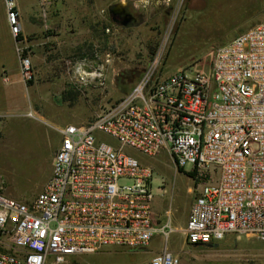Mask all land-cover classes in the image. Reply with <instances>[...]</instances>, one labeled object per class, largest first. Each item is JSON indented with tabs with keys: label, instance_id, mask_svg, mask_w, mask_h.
Returning <instances> with one entry per match:
<instances>
[{
	"label": "built area",
	"instance_id": "1",
	"mask_svg": "<svg viewBox=\"0 0 264 264\" xmlns=\"http://www.w3.org/2000/svg\"><path fill=\"white\" fill-rule=\"evenodd\" d=\"M4 1L15 38L18 14L13 0ZM49 2L41 0L42 12ZM16 51L29 79V60ZM157 66L87 123L58 130L51 175L34 199L5 197L0 181V264H73L167 238L169 221L152 224L153 170L125 148L147 157L165 152L175 171L192 167L197 192L178 231L188 245L230 235L264 241V20L217 47L208 72L162 77ZM94 132L119 148L97 142ZM145 264L182 263L164 248Z\"/></svg>",
	"mask_w": 264,
	"mask_h": 264
},
{
	"label": "rangeland",
	"instance_id": "2",
	"mask_svg": "<svg viewBox=\"0 0 264 264\" xmlns=\"http://www.w3.org/2000/svg\"><path fill=\"white\" fill-rule=\"evenodd\" d=\"M116 4L127 7L137 22L113 23L108 8ZM40 18L15 22L17 48L29 60V79L19 65L23 98L19 93L14 104L0 88V181L5 197L21 202L34 199L49 179L60 128L83 125L100 108L121 100L153 63L162 77L208 72L217 47L264 20V0H50ZM33 23L40 24L41 33L29 31ZM94 71L102 77L85 76ZM94 136L119 148L101 132ZM123 153L153 170V211L162 225L170 222L172 232L155 237L146 250L108 249L72 262L145 264L165 248L182 264H264V241L250 236L188 245L178 231L185 228L197 192L192 167L175 171L162 151L153 157L130 148Z\"/></svg>",
	"mask_w": 264,
	"mask_h": 264
},
{
	"label": "crops",
	"instance_id": "3",
	"mask_svg": "<svg viewBox=\"0 0 264 264\" xmlns=\"http://www.w3.org/2000/svg\"><path fill=\"white\" fill-rule=\"evenodd\" d=\"M16 4L18 11V22H41V9L36 0H16ZM48 22L53 21L49 20ZM31 28L32 29L29 30L30 32L36 34L39 31V33H41L40 24L33 23L31 25ZM36 28L38 31H36ZM22 38L25 40L24 36ZM17 44L18 42L10 31L4 2L3 0H0V88L4 87V89L8 92V97L12 100L14 104L15 101H18L19 93L21 95V98H23V92L25 88L24 82L21 81L19 73V60L16 51ZM101 84H103V81L100 83V85ZM154 204L155 201L153 200L152 224L154 227L159 228L160 226H162V221L158 213H155L153 211ZM157 236L158 235L154 236L151 239L148 247L151 245L152 240ZM157 254L158 252H156V255ZM154 256H152L150 259H152Z\"/></svg>",
	"mask_w": 264,
	"mask_h": 264
},
{
	"label": "flooded vegetation",
	"instance_id": "4",
	"mask_svg": "<svg viewBox=\"0 0 264 264\" xmlns=\"http://www.w3.org/2000/svg\"><path fill=\"white\" fill-rule=\"evenodd\" d=\"M111 19L119 25L126 24V26L137 22L136 16L125 6H122V8L115 11V13L111 16Z\"/></svg>",
	"mask_w": 264,
	"mask_h": 264
},
{
	"label": "water",
	"instance_id": "5",
	"mask_svg": "<svg viewBox=\"0 0 264 264\" xmlns=\"http://www.w3.org/2000/svg\"><path fill=\"white\" fill-rule=\"evenodd\" d=\"M122 4H116V5H113V6H110L108 8V13L110 15V17L115 13V11L119 10L120 8H122ZM115 24H118L117 22H113ZM121 26H126V24H121Z\"/></svg>",
	"mask_w": 264,
	"mask_h": 264
},
{
	"label": "trees",
	"instance_id": "6",
	"mask_svg": "<svg viewBox=\"0 0 264 264\" xmlns=\"http://www.w3.org/2000/svg\"><path fill=\"white\" fill-rule=\"evenodd\" d=\"M18 41V40H17ZM134 87V86H133ZM133 87H131L130 89H129V91H127L126 93H125V95L126 94H128L132 89H133ZM209 245H211V244H209ZM192 246H197V245H192ZM200 246H208V245H200ZM73 261H76L75 260V258L73 259ZM73 264H78L77 262H73Z\"/></svg>",
	"mask_w": 264,
	"mask_h": 264
}]
</instances>
